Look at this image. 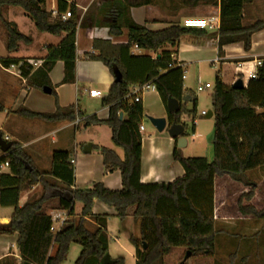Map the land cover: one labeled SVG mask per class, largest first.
I'll return each mask as SVG.
<instances>
[{
    "label": "trees",
    "instance_id": "16d2710c",
    "mask_svg": "<svg viewBox=\"0 0 264 264\" xmlns=\"http://www.w3.org/2000/svg\"><path fill=\"white\" fill-rule=\"evenodd\" d=\"M68 0H58L59 17L52 19L46 9V0H0V8H21L40 33L64 36L59 47L48 48L47 57L41 67H34L23 58L0 59V65L10 68L20 66L27 89L43 91L51 88L49 74L58 62L65 65L64 83H74L76 78V9ZM254 0H221L218 48L220 54L225 46L242 44L246 52L252 49L253 35L264 30V20L245 25V11ZM71 12L72 17L62 21L61 16ZM7 31L6 47L10 54L18 52L21 44L29 46L32 37L22 34L16 23L2 21ZM128 42L114 45L108 40H96L93 61L104 64L114 76V83L102 106L108 108L109 116L100 120L97 116L85 118V127L106 125L112 132L113 144L122 149L124 158L116 152L101 148L103 165L108 172L119 171L122 178L121 190H110L103 182H94L87 189H71L74 185V164L70 153L57 151L52 156L50 172L41 171L32 158L13 143L12 151L0 158V165L9 169V174L0 177V207L13 208L9 225L0 224V235L13 236L18 233V248L21 264H65L72 245L81 247L75 264H87L95 260L98 264L108 254V235L105 231L107 215L96 216L93 207L96 201L112 208L116 216L124 220L133 209V218L141 225V238H131L136 250L137 264H164V259L176 248L192 252V258L212 256L215 252L216 226L213 217L214 181L229 177L237 183L246 184L247 173L264 166V62L258 69V77L250 80L245 89L227 87L218 73L212 98L214 112L213 161L206 158H184L177 147L174 160L185 175L172 183L142 184V135L140 126L144 117L142 103H134L128 96L131 89L153 82L163 103L170 98L180 102L181 109L168 113L169 126L181 124L185 128L183 137H188L186 125L181 122L183 99L189 96L184 89L182 67L170 69L178 64L173 58L177 54L180 40L186 36L203 37L206 31L173 25L161 31H149L146 27L127 23ZM111 35H122L121 25L111 26ZM156 52L163 50L159 59L132 55V47ZM170 46L174 51L164 50ZM193 99V97H191ZM195 107L189 115L196 114ZM5 108L0 103V112ZM20 118L40 120L48 123L74 122L84 115L75 106L61 107L56 97L54 113H37L26 107L14 112ZM123 114L126 118L121 119ZM36 185L41 194L20 206L23 194ZM253 192L242 197L247 201ZM57 198L59 209L69 211L59 231H53V218L43 212V206ZM82 205L76 217L74 205ZM244 216L264 220V209L239 203ZM87 218L99 223L94 230L87 228ZM53 249V253L51 251ZM115 264H124L118 259Z\"/></svg>",
    "mask_w": 264,
    "mask_h": 264
},
{
    "label": "crops",
    "instance_id": "0c3cea01",
    "mask_svg": "<svg viewBox=\"0 0 264 264\" xmlns=\"http://www.w3.org/2000/svg\"><path fill=\"white\" fill-rule=\"evenodd\" d=\"M258 1L259 0H254L253 3L247 6L244 14L245 25H252L253 20H255L258 16ZM67 3L69 6H74L77 13L76 78L74 83H64L65 65L61 61L54 66L53 70L49 74V77L56 93L59 105L61 107L75 106L77 111L81 112L84 117H79L74 122L64 121L48 123L41 121L49 126L57 127L53 132L62 134L60 137V143L62 146H64V149L54 150L52 152L50 151L48 152V155L52 160L54 152L62 151L70 153L72 160L75 162V182L71 189H87L94 182H103L106 188L110 190H121V173L119 171H106L103 165L102 156L100 160V166L99 162L97 163L96 161L98 169L91 168L92 164L88 162V158H82L83 160L81 159V161L78 160L79 150L84 152V149L88 144L92 145L91 152L88 154L84 152L85 155H92L94 150H98L100 153L101 148H107L116 152V154L120 157V154L117 151L112 149L109 145L101 143L100 139L98 138V133L101 131L100 129L108 128L110 130L108 126L92 125L90 127H85L83 123L85 118L91 116H97L100 120H106L108 118L109 110L108 108L102 106V100L108 95L110 88L115 81L114 76L104 64L91 59L92 56L97 55V52L94 50V42L96 40H108L114 45L126 44L128 42L127 23L129 21H132L137 25L144 26L149 31L153 32L164 30L173 25H180L184 27V23L191 19L204 20L215 18L220 23L221 0H68ZM57 4L58 0H46V9L52 13L53 20L59 17ZM118 23L121 25L122 35L115 37L111 35L110 30L111 26H114ZM63 39L64 36L51 35L50 42L48 41V43L44 45V48H42L44 51V55L42 57H23V59H25V61L37 62V67L34 68V70H36L42 66L44 59L47 57L48 48L59 47ZM218 42L217 35L210 32H206V35L203 37H183L178 44L177 54L174 55L173 58L182 67L185 75V67L194 63V61H191L190 57L187 58L188 54L192 57L199 58L196 62L200 64H203V62H207L212 66L221 64L222 68L223 66H227L229 64L231 68L235 69L234 76H236V78H234L229 84L226 82L225 77L221 75V80L227 87H232V84H234V82L237 80V64L254 61L264 62V30L253 35L252 49L249 52L244 50L242 44H235L225 46L223 48V52L220 54ZM19 50H22L21 46ZM164 50L174 51V49L171 47L169 49L166 47ZM162 52L163 50L147 52L140 50L136 46H133L131 51L132 55L134 56H149L153 60L159 59ZM201 57H205V59H200ZM215 60H219V63L214 64ZM11 72L8 73L11 74ZM20 74L21 73H19V75L17 74V77L21 78L22 84H26V80L23 79ZM186 80L187 76L183 81L185 82ZM247 84L248 81H246L245 86H247ZM134 88L135 87L131 89V93L128 96L130 100L133 99ZM38 91L39 90L36 89H25L24 86L21 89L15 87L12 93L14 96V104H17V102H20L22 99H24L25 102H32L31 99L36 98L39 103L43 104L40 107L41 109H37L39 110L37 113H54L56 111V103L44 98L41 96V94H39ZM90 91H98L101 93V96L91 97L89 95ZM187 97H189L191 102H193V99L190 96ZM81 99H88V102L82 105ZM95 101L97 102L95 103ZM143 101L144 100L142 98V105ZM3 106L5 111H8L7 118H10V122L14 123L15 125L14 132L17 136V139L16 141H13V143L19 144V146L26 152V148L21 145L22 140L19 139V136L22 135L21 130L19 129V127L21 128V125L17 126L19 123L18 121L22 122V120L18 119L19 117L14 114V112L18 110L17 105L16 107H14V105L10 108L4 104ZM146 114H148V111L144 108V117L141 124L142 126H144ZM124 118L126 117L123 115L122 119ZM31 125L32 124H29V126ZM32 126L35 128L34 125ZM70 130L75 131L73 139L69 135ZM83 130L91 131V135H93V137L91 136V140H89L90 143L77 142V132H81ZM145 131V128L143 131H140L142 137L143 132ZM194 132H196V128ZM110 133L111 135L109 138L112 142L111 130ZM185 138L187 139V137ZM7 139L10 140L9 137H7ZM188 145L189 144L187 141L186 147H188ZM176 147V140L169 138L163 147H160L157 142L153 141L151 149L145 150V144L142 138V184L172 183L185 175V172L180 164H175V162L172 163V161H174L173 154ZM184 148L180 149L177 147L178 151L183 157ZM26 153L32 158L36 166L41 171H51L52 162L51 164H48L46 168H40L38 165V160L34 159L28 152ZM4 155L5 154L0 151V158H2ZM79 163H81L80 174L77 172V165ZM3 174H9V169L5 165H3L0 169V177ZM225 178L229 177L216 178L214 181L213 217L217 231L215 238V251L217 250V246L219 248H227L229 245L234 244L235 253L231 255V257L237 260L239 259L242 264H257L256 259L261 260L262 257L264 258V220H256L252 216L242 215L239 211V203H241L243 206H253L257 210L264 209V166L249 171L247 173L246 184L239 183L242 185V188L240 195L237 196L235 200V213H233V210L231 209V202L234 201L233 199L235 198V195H229V192L226 189L217 185L219 179L223 180ZM41 191L42 188L40 185L34 186L31 191L22 195L20 206H23L29 200L33 199L35 194L41 193ZM250 192H253L254 196L250 201H247L242 196ZM52 203H55L56 206H51ZM58 205V199L54 198L43 206V212L53 218V226L55 231H59L64 222L70 219L69 211L59 209ZM74 210L76 217L80 216L82 205L76 202L74 205ZM13 213L0 215V224L9 225ZM93 214L96 216H108V219L105 223V231L109 239L108 254L110 255V258L113 261L123 259L124 264H137L138 259L136 257V250L131 242V238L138 240L141 238V225L139 221L134 220L132 216L133 209L130 211V215L126 219L121 220L116 216L114 209L99 201H96L93 207ZM86 225L88 229L94 230L99 226V223L92 218H87ZM18 237V233L14 234L13 236L0 235V264H21L22 258L20 256L17 243ZM249 243L251 244L249 245ZM172 252L168 256H170ZM52 253L53 249L51 251V254ZM214 254L212 256H214ZM176 255L181 264L190 263L189 260L184 262L181 252H177ZM252 257L255 258V260L253 259L247 261V258ZM166 259L167 257L164 259V264H166ZM197 259V261H200V263L205 260L204 256H199ZM87 264L98 263L95 260H90Z\"/></svg>",
    "mask_w": 264,
    "mask_h": 264
},
{
    "label": "rangeland",
    "instance_id": "374dc122",
    "mask_svg": "<svg viewBox=\"0 0 264 264\" xmlns=\"http://www.w3.org/2000/svg\"><path fill=\"white\" fill-rule=\"evenodd\" d=\"M257 6L259 8V14L252 23L256 20H263L264 19V0H259L257 2ZM7 22H14L19 26L20 32L26 36L32 37L33 43L29 46L21 44V49L16 53L10 54L6 47L7 42V31L4 28L2 21ZM51 35L40 33L34 23L29 19L25 12L21 8L17 7H2L0 8V59L8 58V57H42L44 55V45L50 42ZM170 47L168 46L167 49ZM194 61L193 64H189L185 67L187 80L184 82V87L187 92H189V96L193 97V99H197V107H196V114L189 115L188 112L193 111L195 104L194 102H183V113L181 115V122L186 125L187 128V141L188 147L184 148V157L185 158H206L210 162L213 160V139H214V119L208 118V113L213 112V105H212V98L214 93V86L216 82L217 74L220 73L226 79L227 83H231L236 76H234V68H231L228 64L227 66H223L218 64L216 66H212L207 62L197 63L196 61L199 58L192 57L189 54L187 58ZM200 59H205V57H201ZM190 61V60H189ZM34 68L37 67V62H31ZM13 72V73H12ZM11 74L8 73L4 67L0 65V103L4 104L7 107H16L19 109L22 106H25L32 111H39L37 109H41L40 107L43 105L38 102L36 98H32L31 101L25 102L24 99H20V102L14 104L13 99V90L14 88L27 89L26 84H22L21 78L17 77L19 75L20 70L17 66L16 68L12 69ZM238 80V79H237ZM236 80V81H237ZM235 81V82H236ZM246 79L244 80V83ZM234 82V83H235ZM210 84L212 88L207 89L203 92H198L197 88L200 85ZM233 85V84H232ZM41 96L48 99L51 102L56 103V96L55 95H48L45 94L43 91H38ZM2 94V95H1ZM143 98V107L148 111L144 119V128L146 129L143 132V141L145 144V150L151 149V146L154 142H157L160 147L169 140L170 135L168 133V128L164 132H159L156 127L152 124L151 118H165L168 119V111L167 106L163 103L160 95L158 93H145L142 96ZM13 102L11 104V101ZM88 99H81V104L87 103ZM36 102V103H35ZM97 101H95L96 103ZM14 104V105H13ZM31 104V105H30ZM33 107V108H30ZM8 108V110H9ZM35 109V110H34ZM11 110V109H10ZM0 112V134L9 142L16 141L17 136L15 134V125L14 123L10 122V118H7V113ZM206 112V116H202L201 113ZM21 121L17 126L21 125V134L19 139L22 140L21 145L24 146L26 152H28L34 159L38 160V165L40 168H46L48 164H51L52 160L49 158L48 152H52L54 150H61L64 149V146L60 143V137L62 134H58V132H53L56 130L57 127H52L43 123L41 121H28L27 119L18 118ZM197 120V125L194 126L193 121ZM21 123V124H20ZM29 124L35 126V128ZM169 126V125H168ZM196 128V132H194ZM101 131L98 133V138L100 139L101 143L105 145H109L112 149L117 151L120 154V157H124V152L122 149L116 147L111 142L109 136L111 135L110 130L108 128H102ZM74 130L69 131V135L71 138H74ZM47 135V136H46ZM45 136V137H44ZM91 131L90 130H83L81 132H77V142L84 143L89 142L91 140ZM7 137L10 138L7 139ZM90 143V142H89ZM34 144V145H33ZM32 145V146H31ZM30 146V147H29ZM28 155V154H27ZM29 156V155H28ZM80 158V159H79ZM79 158L78 160L81 161L82 158H88V162L92 164L93 169H98L99 162L101 155L98 150H94L92 155H85L82 150H79ZM83 160V159H82ZM87 160V159H86ZM95 162V163H94ZM179 164L175 160L172 163ZM81 163L77 165V172L80 174L81 170ZM88 171V170H87ZM220 180V179H219ZM217 182L219 187H223L229 192V195H235L234 201L232 203L231 209L233 213H235L236 205L235 200L237 196L240 195V191L242 185L235 182L231 178H225ZM215 183V182H214ZM215 185V184H214ZM41 193H36L34 198H37ZM51 206H56L55 203H52ZM13 213L12 208H0V215L4 214H11ZM251 243H249L250 245ZM235 245H229L227 248H219L217 246V250L214 252V256H204L205 260L200 263L197 261L198 257L190 258L189 264H242L239 259H234L231 257L235 252ZM81 248L78 245H72L70 248L68 260L65 264H75L77 258L80 255ZM177 252H181L183 260L187 254L186 250L177 248L174 249L170 256H167L166 264H181L176 257ZM255 260V258H247L248 260ZM182 260V263H183ZM256 263L264 264V258L262 257L261 260L256 259ZM247 263V262H246ZM245 264V263H244Z\"/></svg>",
    "mask_w": 264,
    "mask_h": 264
},
{
    "label": "built area",
    "instance_id": "2783aa9c",
    "mask_svg": "<svg viewBox=\"0 0 264 264\" xmlns=\"http://www.w3.org/2000/svg\"><path fill=\"white\" fill-rule=\"evenodd\" d=\"M72 17V14L70 11H68L66 14L61 16L62 21H67L69 18ZM184 27L188 29H194V30H202L206 32L213 33L215 35L219 34L220 30V23L215 19V18H209V19H204V20H187L184 23ZM30 65L31 61H28ZM219 60H215L214 64H218ZM263 65V61H254V62H244V63H239L236 66V73H237V79H242L243 81L246 79V81L250 80H255L258 77V69ZM17 66L12 65L10 68H5L6 71L11 72L13 68H16ZM19 70H20V66ZM181 67L179 64H170L169 68H177ZM21 75V74H20ZM186 79V75H183V80ZM245 81V82H246ZM212 86L210 84H205V85H200L197 88L198 92H203L207 89H210ZM148 92H157L156 86L153 82H149L147 84H144L142 86H137L133 89V96H134V103H142V96L145 93ZM89 95L91 97H100L101 93L98 91H90ZM202 116H206V112L201 113ZM194 126L197 125V120L195 119L193 121ZM144 130V126H140V131ZM72 163L74 164V160H72ZM3 165H0V169L2 168ZM52 230L55 232L54 226L52 227Z\"/></svg>",
    "mask_w": 264,
    "mask_h": 264
},
{
    "label": "water",
    "instance_id": "95a60500",
    "mask_svg": "<svg viewBox=\"0 0 264 264\" xmlns=\"http://www.w3.org/2000/svg\"><path fill=\"white\" fill-rule=\"evenodd\" d=\"M245 83L242 79H238L233 85H232V89L234 90H242L245 89ZM43 92L45 94L51 95L52 94V89L51 88H44ZM183 102H191V99L189 97H185L183 99ZM181 109L180 106V102L176 99L170 98L167 102V110L168 113L172 114V113H176L179 112ZM214 116V112H209L208 114V118H212ZM120 118H123V114L120 115ZM152 124L156 127V129L159 132H164L168 127V133L170 135V137L173 140H176L177 142V147L182 149L184 147H186L187 145V141L186 138L183 137L184 133H185V128L184 126H182L181 124H173L171 126H168V120L165 118H151L150 119ZM13 148V142H9L6 139L3 138V136L0 134V151L4 154H7L9 152L12 151ZM91 148L92 145L88 144L86 146V148L84 149V152L86 154L91 152ZM193 253L192 252H187L185 258H184V262L188 261L190 258H192ZM100 264H115V261H113L110 258L109 254H106Z\"/></svg>",
    "mask_w": 264,
    "mask_h": 264
}]
</instances>
